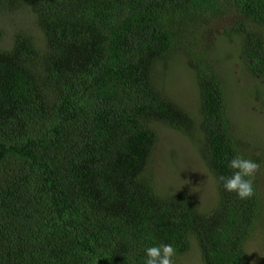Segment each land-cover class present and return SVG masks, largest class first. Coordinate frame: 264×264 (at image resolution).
<instances>
[{
  "label": "trees",
  "instance_id": "obj_1",
  "mask_svg": "<svg viewBox=\"0 0 264 264\" xmlns=\"http://www.w3.org/2000/svg\"><path fill=\"white\" fill-rule=\"evenodd\" d=\"M20 12L36 29L0 24V264H143L159 244L174 261L196 247L201 264H251L264 147L237 135L209 31L226 23L219 41L264 98V0H0V15ZM175 51L195 109L158 82ZM157 125L194 146L209 207L157 184ZM237 154L260 165L246 200L219 180Z\"/></svg>",
  "mask_w": 264,
  "mask_h": 264
},
{
  "label": "rangeland",
  "instance_id": "obj_2",
  "mask_svg": "<svg viewBox=\"0 0 264 264\" xmlns=\"http://www.w3.org/2000/svg\"><path fill=\"white\" fill-rule=\"evenodd\" d=\"M26 17L25 12H20L18 17L3 14L0 15V24L9 33L13 30L11 23L36 29L30 17ZM225 25L224 21H219L209 31V42L213 44L212 64L228 90L237 135L244 134L255 146L264 147V98L254 94L248 74L236 57L228 54L231 44L219 41L220 31ZM157 79L174 100L190 109L197 107L195 72L185 62L182 51L174 52L165 69L160 67ZM259 83L264 84V80H259ZM157 133L159 142L154 163L157 184L163 189L189 193L199 207H209L216 200V187L194 146L173 128L157 125ZM261 190L264 194V181ZM246 249L251 264H264V235L251 239ZM174 264H201L196 247Z\"/></svg>",
  "mask_w": 264,
  "mask_h": 264
},
{
  "label": "clouds",
  "instance_id": "obj_3",
  "mask_svg": "<svg viewBox=\"0 0 264 264\" xmlns=\"http://www.w3.org/2000/svg\"><path fill=\"white\" fill-rule=\"evenodd\" d=\"M231 175H221L223 189L235 193L241 200H246L254 195L253 179L260 165L237 154L227 161ZM175 249L171 244H159L147 247L143 264H174Z\"/></svg>",
  "mask_w": 264,
  "mask_h": 264
}]
</instances>
